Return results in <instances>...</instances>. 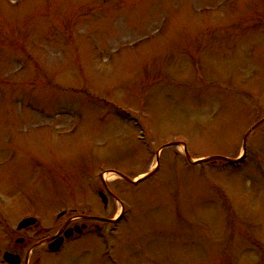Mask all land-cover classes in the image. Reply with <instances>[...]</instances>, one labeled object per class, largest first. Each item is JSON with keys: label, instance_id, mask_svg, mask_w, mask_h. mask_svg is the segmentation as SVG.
I'll use <instances>...</instances> for the list:
<instances>
[{"label": "rangeland", "instance_id": "1", "mask_svg": "<svg viewBox=\"0 0 264 264\" xmlns=\"http://www.w3.org/2000/svg\"><path fill=\"white\" fill-rule=\"evenodd\" d=\"M263 117L264 0H0V248L1 222L47 235L72 211L93 218L43 264H111L98 173L131 180L164 149L138 186L104 176L112 263L264 264V123L235 167L166 147L234 160Z\"/></svg>", "mask_w": 264, "mask_h": 264}, {"label": "flooded vegetation", "instance_id": "2", "mask_svg": "<svg viewBox=\"0 0 264 264\" xmlns=\"http://www.w3.org/2000/svg\"><path fill=\"white\" fill-rule=\"evenodd\" d=\"M62 227L66 230L72 227V223L65 224L64 222ZM52 235H46L39 223L21 231L10 229L7 237L8 243L4 248L0 249V264H10L4 261L6 254L13 256L15 260L17 259V264H43L45 249L48 248L49 243L42 244V242L49 240Z\"/></svg>", "mask_w": 264, "mask_h": 264}, {"label": "water", "instance_id": "3", "mask_svg": "<svg viewBox=\"0 0 264 264\" xmlns=\"http://www.w3.org/2000/svg\"><path fill=\"white\" fill-rule=\"evenodd\" d=\"M151 174H152V173H151ZM151 174H149V175L145 176L144 178L140 179V181L144 180L145 178H148L149 176H151ZM134 183H135V182H134ZM102 199H103V201H105L104 198H102ZM29 223H31V222H29ZM29 223H28V224H29ZM75 230H77V229H75ZM77 232H79V230H77ZM66 236H67V235H66ZM61 242H62V240L60 239L59 241L55 242V243L51 246V248H52V249H56V248H58V246L61 244Z\"/></svg>", "mask_w": 264, "mask_h": 264}]
</instances>
